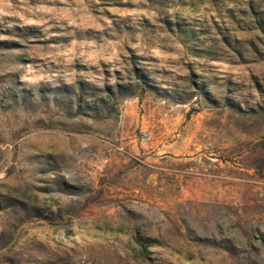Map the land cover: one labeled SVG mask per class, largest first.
Here are the masks:
<instances>
[{
  "label": "rangeland",
  "instance_id": "374dc122",
  "mask_svg": "<svg viewBox=\"0 0 264 264\" xmlns=\"http://www.w3.org/2000/svg\"><path fill=\"white\" fill-rule=\"evenodd\" d=\"M259 20L264 0H0V264H264ZM135 69L152 89L110 99Z\"/></svg>",
  "mask_w": 264,
  "mask_h": 264
},
{
  "label": "trees",
  "instance_id": "16d2710c",
  "mask_svg": "<svg viewBox=\"0 0 264 264\" xmlns=\"http://www.w3.org/2000/svg\"><path fill=\"white\" fill-rule=\"evenodd\" d=\"M259 24L261 25L262 29L264 30V23H262L261 20H259ZM134 74H135L136 79H137L136 84L128 83L126 86L117 84L115 86V88H113V89L107 88L109 98L112 99L113 97H115V95H119L120 97H122L124 95H129V94L133 93L134 88H137V87H140V89H142V90L152 89L153 86L150 85V83L148 82L147 76L142 71L136 70L134 72ZM196 89H197L198 93L204 94V91L200 86H196ZM78 90L81 92L83 91V85L80 83L78 84ZM76 98H78V97H76ZM176 100L181 101V98H177ZM78 102H79V98L77 99V103ZM78 108H79V106H78Z\"/></svg>",
  "mask_w": 264,
  "mask_h": 264
}]
</instances>
